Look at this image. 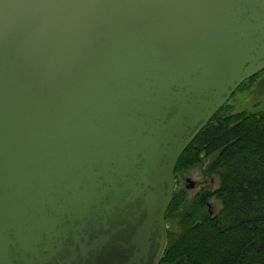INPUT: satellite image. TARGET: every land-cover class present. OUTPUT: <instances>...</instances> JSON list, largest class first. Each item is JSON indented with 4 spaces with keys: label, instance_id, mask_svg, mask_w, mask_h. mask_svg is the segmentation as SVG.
Instances as JSON below:
<instances>
[{
    "label": "water",
    "instance_id": "95a60500",
    "mask_svg": "<svg viewBox=\"0 0 264 264\" xmlns=\"http://www.w3.org/2000/svg\"><path fill=\"white\" fill-rule=\"evenodd\" d=\"M263 71L264 0H0V264H160L181 156Z\"/></svg>",
    "mask_w": 264,
    "mask_h": 264
},
{
    "label": "trees",
    "instance_id": "16d2710c",
    "mask_svg": "<svg viewBox=\"0 0 264 264\" xmlns=\"http://www.w3.org/2000/svg\"><path fill=\"white\" fill-rule=\"evenodd\" d=\"M230 101L176 166L175 177L212 159L205 173L220 182L190 201L186 190L175 191L160 264H264V112L235 113ZM214 199L222 204L216 214L209 211Z\"/></svg>",
    "mask_w": 264,
    "mask_h": 264
},
{
    "label": "rangeland",
    "instance_id": "374dc122",
    "mask_svg": "<svg viewBox=\"0 0 264 264\" xmlns=\"http://www.w3.org/2000/svg\"><path fill=\"white\" fill-rule=\"evenodd\" d=\"M230 105L235 113L242 112H264V71L257 75L252 81L248 82L242 89L232 97ZM212 159L207 160L204 167H198L190 170L188 173L177 175L176 177V190L184 189L188 193V200H192L199 191L205 188L216 189L219 186L218 177L207 176L205 171L209 166ZM191 179L197 186L194 189L186 188V180ZM211 210L213 214L218 213L222 209L220 201H210ZM175 231H179L178 225L175 224Z\"/></svg>",
    "mask_w": 264,
    "mask_h": 264
},
{
    "label": "flooded vegetation",
    "instance_id": "af4514ba",
    "mask_svg": "<svg viewBox=\"0 0 264 264\" xmlns=\"http://www.w3.org/2000/svg\"><path fill=\"white\" fill-rule=\"evenodd\" d=\"M196 186H197V184H196ZM196 186H195V188H196ZM209 211L212 213V210H211V204H210V209H209Z\"/></svg>",
    "mask_w": 264,
    "mask_h": 264
}]
</instances>
